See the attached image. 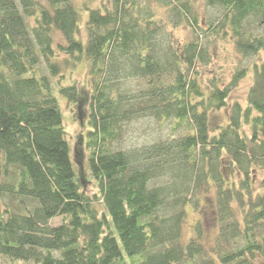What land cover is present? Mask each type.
Here are the masks:
<instances>
[{
    "label": "trees",
    "instance_id": "trees-1",
    "mask_svg": "<svg viewBox=\"0 0 264 264\" xmlns=\"http://www.w3.org/2000/svg\"><path fill=\"white\" fill-rule=\"evenodd\" d=\"M223 41L264 58V0H0V264H264V59L228 104L248 68L212 73ZM59 99L85 117L89 177ZM211 189L214 245L183 242Z\"/></svg>",
    "mask_w": 264,
    "mask_h": 264
},
{
    "label": "rangeland",
    "instance_id": "rangeland-1",
    "mask_svg": "<svg viewBox=\"0 0 264 264\" xmlns=\"http://www.w3.org/2000/svg\"><path fill=\"white\" fill-rule=\"evenodd\" d=\"M79 1V0H77ZM83 21L86 17V13L83 12ZM79 34L81 36L84 35V29L82 26H79ZM176 36L181 37V32L176 33ZM215 60L214 64L210 65L209 68L212 71V73H218L219 66L223 67V71L225 72L224 80L227 82L229 80V75L231 74V71L235 64H238L241 67H247L248 73L245 76V78L241 79L233 88L230 97L228 98V104H231L232 102L236 100H240L241 103L244 104L245 102V96L247 94L248 88L251 85L252 82V73H251V64L253 62H259L263 58L262 54H259L257 57L248 58L245 60H242L239 58V55L236 53L232 43L229 41H223L220 42L218 47H216L215 50ZM79 69V68H78ZM216 70V71H214ZM222 75V74H221ZM76 84L79 87V90H83V92H87L89 89L85 69L82 67L76 71L75 77ZM68 81V80H67ZM59 103L61 106V111L64 116V125L65 130L67 134V139L70 144L71 149V157L72 161L82 176H88L87 171V165L86 164V152L84 151V135L86 132V121L85 117H81L79 119L77 116L74 117L71 115L70 110L68 109L65 100L59 99ZM228 114V108L221 109L217 112L211 113L210 121L212 125H216L219 123H223L227 117ZM137 124V123H136ZM141 124V123H140ZM139 126V124H137ZM136 126V127H137ZM129 131H127V134L125 136L127 137L125 141L128 139H138L139 141L137 144H141L143 141L141 140L143 132L141 131V128L134 129L127 127ZM127 146H133L130 142L127 143ZM89 177V176H88ZM262 179L261 176L256 177V182L254 188L257 189L259 181ZM95 190L94 185L92 182L87 186V191L91 193ZM198 209L194 210L191 205H187V210L185 209L187 213V219L183 225L182 229V240L183 242H187L190 237H192L197 231L194 230L196 227L199 228V231L201 233V238L204 244L207 247H211L214 245L215 239L217 235L219 234V224L217 220V215L215 213L216 211V204H215V192L213 189H211L209 192L205 193L202 192L198 196ZM60 223V219H55L52 221L53 225H57ZM3 264H9L7 261H2ZM12 264V263H11ZM13 264H32L30 262H20L16 261Z\"/></svg>",
    "mask_w": 264,
    "mask_h": 264
}]
</instances>
